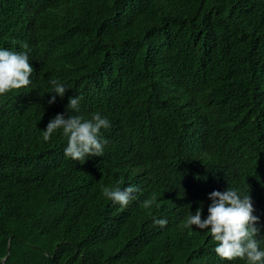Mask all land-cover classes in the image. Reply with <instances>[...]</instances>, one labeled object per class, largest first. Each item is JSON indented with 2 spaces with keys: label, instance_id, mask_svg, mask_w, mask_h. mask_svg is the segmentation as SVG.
Segmentation results:
<instances>
[{
  "label": "trees",
  "instance_id": "obj_1",
  "mask_svg": "<svg viewBox=\"0 0 264 264\" xmlns=\"http://www.w3.org/2000/svg\"><path fill=\"white\" fill-rule=\"evenodd\" d=\"M0 49L34 69L0 95V264H246L184 227L228 188L264 248V0H0ZM75 96L110 123L84 163L62 129L43 139ZM117 184L138 188L126 207Z\"/></svg>",
  "mask_w": 264,
  "mask_h": 264
},
{
  "label": "clouds",
  "instance_id": "obj_2",
  "mask_svg": "<svg viewBox=\"0 0 264 264\" xmlns=\"http://www.w3.org/2000/svg\"><path fill=\"white\" fill-rule=\"evenodd\" d=\"M22 47L27 48V45ZM29 61L27 52L0 49V95L26 88L32 83L30 77L34 69ZM50 83L54 86L53 93L63 97L68 88L56 79ZM56 95L51 97L49 104L55 102ZM81 100L80 96L69 98L67 108L73 114H69L68 118L57 114L43 131V139L48 141L54 132L62 129L68 138L65 156L84 163L89 156H103L108 141L101 132L109 128L110 123L99 112L93 113L90 118L79 114ZM137 191L136 186L121 189L117 184L115 187H104L103 195L113 203L126 207L136 199L134 193ZM208 198L211 203L207 218L202 219L203 208L198 207L194 215L191 213L186 218L184 227L209 230L212 239L217 242L215 252L221 259L233 261L239 258L246 264H264V248L260 247V240L257 239L259 217L253 215L255 208L251 196H242L238 190L228 188L223 192L213 191ZM155 203L156 197L153 196L144 200L142 206L148 209ZM154 223L164 227L168 222L166 219H154Z\"/></svg>",
  "mask_w": 264,
  "mask_h": 264
}]
</instances>
